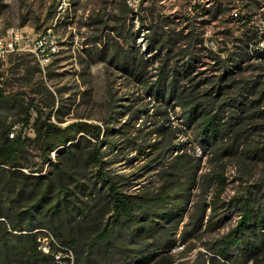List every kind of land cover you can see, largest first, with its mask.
<instances>
[{"label":"rangeland","instance_id":"374dc122","mask_svg":"<svg viewBox=\"0 0 264 264\" xmlns=\"http://www.w3.org/2000/svg\"><path fill=\"white\" fill-rule=\"evenodd\" d=\"M263 6L264 0H0V38L14 31H50L58 44V54L45 66L27 54L4 64L0 145L6 136L20 137L25 141L21 172L31 175L41 169L32 176L53 177L59 158L53 153L51 162L43 164L40 126L99 125L109 142L103 148L108 171L119 192L140 207L132 221L117 217L89 174L81 178L80 188L68 191V208L61 206L59 217L49 215L52 193L46 208L35 214V224L41 227L36 232L50 247L72 241L76 260L62 264H209L211 250L236 227L245 200L261 207L264 215V117L259 116L264 106L244 110L242 116L249 119L232 128L227 123L242 112L224 108L228 111L221 116L229 130H222L212 147L202 142L196 125L185 124L177 99L168 103L149 97L112 67L107 55L115 43L123 53L131 49L137 59L148 60V77L154 81L160 59L152 60L156 53L148 51L149 40L168 37L175 66L184 48L181 38L195 39L196 34L202 45L192 49L200 56L195 83L211 82L202 91L225 79L232 88L223 92L218 106L239 95L257 100L245 93L256 85L257 91L264 88ZM184 155L192 159L179 158ZM191 162L200 163L194 188L185 191L180 184L178 191L168 193L165 185L176 181V165ZM23 174L0 173V191L11 220L27 225L22 207L30 204L36 181ZM238 253L235 249L231 255Z\"/></svg>","mask_w":264,"mask_h":264},{"label":"trees","instance_id":"16d2710c","mask_svg":"<svg viewBox=\"0 0 264 264\" xmlns=\"http://www.w3.org/2000/svg\"><path fill=\"white\" fill-rule=\"evenodd\" d=\"M244 20H248L244 17ZM116 32L117 29H112ZM193 38L182 37L181 42L184 48L181 49V58L175 66L171 63L172 44L171 40L166 38H155L153 36L148 42V51L155 52L156 56L152 60L159 58V67L155 69V79H149V62L148 60H139L131 49L126 48L125 53L119 43H115L114 49L108 46V57L110 64L115 69L121 71L127 78L131 79L137 85L143 87L149 97H153L158 101L177 99L180 106L184 108V121L186 125H196L201 130V140L207 145L214 147L218 141L222 130L225 129L226 123H223L222 113L228 111L224 108H238L242 114L236 119H230L229 127L239 126L249 117L242 116L246 110L253 109L254 106H264V88L257 91L258 85L249 89L245 94L256 96L257 100L251 101L244 95H239L238 99H229L223 101L218 106L225 95L223 92L231 89L232 86H226L225 79H221L218 83H212V88L202 91L203 88L209 86L210 79L195 83L197 64L200 63V56L194 55L192 49L196 45H202V41L198 39L196 34H192ZM121 37L122 33H118ZM109 40L112 37L109 36ZM190 40L187 44L186 40ZM246 55L248 56V48ZM163 56V57H162ZM216 61L215 57H213ZM240 61H243L242 55ZM151 60V61H152ZM219 60L215 62L218 63ZM154 64V63H153ZM240 64H237L239 67ZM196 77V76H195ZM196 91H198L196 93ZM254 94V95H252ZM6 100V96L2 88H0V105ZM214 106L212 109L210 106ZM217 107V112L216 109ZM259 116L264 117V111ZM245 118V119H244ZM244 119V121H242ZM232 121H237L235 125ZM224 128V129H223ZM176 130V128H175ZM99 125H93L85 122H77L62 128L51 122H46L40 126L37 131V137L43 142V164L51 162V155L56 153L59 161L54 164L53 177L32 176L33 174H41L42 170L30 172L31 175H24L21 169L24 168L20 155L25 145L20 137L11 140L8 136L0 145V173L2 174H23L26 180L34 179L35 191L29 197L30 204L22 208L25 209L21 215H25L28 219L27 225L21 222L15 223L9 217L6 209H4L5 201L3 191H0V260L1 264H55L52 255H45L39 250L37 229L39 225L35 224V214L38 210L46 208V201L49 196L54 193V203L48 205L49 215L60 216V207L68 208V191L72 188H80V180L88 174L95 179V185L100 184V191L104 192V198L107 199V205L112 208L114 214L125 220L132 221L135 212L139 210V205L134 203L129 197L119 192L116 179L110 175L108 171V163L105 161L106 155L103 151L109 142L105 138L106 133ZM172 132L171 141L175 136ZM161 138V135H160ZM160 143V142H159ZM158 143V144H159ZM179 158L192 159L189 155ZM190 165H176V173L174 177L176 181H167L165 187L170 191H178L180 184L185 191H190L196 184L197 175L200 171V163H189ZM47 181V182H45ZM169 196V195H167ZM164 202V199H159ZM46 203V204H45ZM209 206H213L210 201ZM208 208L207 203L203 206L205 213ZM66 211V210H65ZM168 215H164L163 219H168ZM53 230V229H52ZM59 229L54 230L56 236H59ZM264 215L263 209L256 208L253 202L245 200L242 203V214L234 229L217 242V248L211 250L214 256L208 259L210 264H264ZM25 233V234H23ZM107 231H103L102 237L106 238ZM53 237V236H52ZM14 239V241H13ZM72 241L64 242L62 247L68 248L74 252ZM239 250V253L231 255L233 250ZM159 250V249H158ZM75 253V252H74ZM75 256V254H74ZM204 257V255H202ZM76 260V257H75ZM206 263V261H204Z\"/></svg>","mask_w":264,"mask_h":264},{"label":"built area","instance_id":"2783aa9c","mask_svg":"<svg viewBox=\"0 0 264 264\" xmlns=\"http://www.w3.org/2000/svg\"><path fill=\"white\" fill-rule=\"evenodd\" d=\"M235 17H238L237 13H235ZM23 54L30 55L41 66H45L58 54V44L54 41V36L50 31L38 35L23 31H14L6 37L0 38V88H2L1 71L4 64L10 57ZM11 137L13 138L14 135H11ZM39 242V249L44 254L52 255L57 264L75 260L74 253L70 249L60 245L50 247L49 243L44 244L41 239H39ZM63 252H65V256H63Z\"/></svg>","mask_w":264,"mask_h":264}]
</instances>
